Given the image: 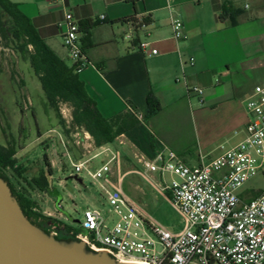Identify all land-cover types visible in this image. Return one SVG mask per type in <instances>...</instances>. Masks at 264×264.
<instances>
[{"label":"crops","instance_id":"obj_1","mask_svg":"<svg viewBox=\"0 0 264 264\" xmlns=\"http://www.w3.org/2000/svg\"><path fill=\"white\" fill-rule=\"evenodd\" d=\"M10 1L69 67L59 25L66 12L78 21L89 65L77 76L99 114L123 127L117 137L122 145L115 140L102 146L119 149L123 161L138 154L152 158L168 148L195 166L201 156L216 157L242 139L245 100L264 83V0ZM169 5L183 23L185 38L179 42L172 35ZM131 18L148 24L135 29L125 22ZM141 42L149 45L145 52L138 50ZM152 50L157 54L150 55ZM194 87L203 90L201 97L189 93ZM149 93L161 109L147 121L157 133L154 140L144 121ZM185 104L195 107L194 120ZM189 124L197 128L199 146L183 156V128ZM91 146L97 148L93 141ZM50 164L53 172L56 163ZM38 205L42 209L44 203Z\"/></svg>","mask_w":264,"mask_h":264},{"label":"built area","instance_id":"obj_2","mask_svg":"<svg viewBox=\"0 0 264 264\" xmlns=\"http://www.w3.org/2000/svg\"><path fill=\"white\" fill-rule=\"evenodd\" d=\"M168 10L173 38L179 42L185 38L183 23L170 5ZM61 26L63 48L78 74L89 65L82 52L81 27L70 12L64 14ZM148 47L145 42L138 44L141 52ZM156 54L154 50L150 52ZM189 62L192 66L194 59ZM180 65L184 67L181 60ZM189 93L201 97L203 90L194 87ZM245 112L247 123L242 139L216 157L201 156L195 166H187L176 153L163 148L152 158L135 155L132 169L125 171L119 149L100 147L90 151L79 139L75 140L74 146L87 153L73 162L66 152L75 178L86 175L109 209L105 215L87 209L80 221L69 220L68 226L58 222L55 215L46 217L66 227L68 236L83 242L88 250L104 252L122 263L264 264V187L255 199L245 202L241 197L246 190L255 191L244 186L257 173L264 178V83L255 86L246 98ZM83 135L88 140V133ZM116 141L123 144L119 138ZM99 156L105 157L103 165L92 169L90 162ZM165 174L176 179L167 182ZM129 175L141 178L168 199L184 220L181 231H169L131 200L124 190V180ZM56 209H63L61 202ZM51 235L55 237L57 231Z\"/></svg>","mask_w":264,"mask_h":264},{"label":"rangeland","instance_id":"obj_3","mask_svg":"<svg viewBox=\"0 0 264 264\" xmlns=\"http://www.w3.org/2000/svg\"><path fill=\"white\" fill-rule=\"evenodd\" d=\"M30 51L31 48L17 52L2 47L0 42V145L14 146L17 166L24 170L19 179H16L11 171H7V175L17 190H27V195L37 204L40 213L50 211L58 222L65 226L69 225V220L80 221L82 212L87 209L98 210L105 215L109 207L100 199L97 186L84 174H79L75 178L76 174L66 157L67 152L75 162L87 154L82 148L77 149L74 146L75 140L79 139L83 148L90 151L93 149L91 146L93 140L91 137L85 140L83 131L72 126L73 110L69 104L58 101L53 106L49 103L40 80L33 73ZM186 105L194 120L195 107ZM145 124L150 128L151 140H154L155 129L148 122ZM190 126L189 124L183 128V156L187 153H196L199 146L200 135L197 128ZM61 141L66 145V149ZM217 144H212L210 148ZM115 145L118 146L117 143ZM228 148L226 146V149ZM44 154L48 156L49 162L54 160L56 163L48 184L56 189L58 199L49 197L35 187L27 186V183L33 178L38 179L41 171L45 170L42 162ZM104 161L105 157L99 156L90 162V166L92 169L99 168ZM133 165V160L124 159L125 171L131 170ZM155 177L160 179L159 175ZM76 179L82 180V183H77ZM164 179L170 182L176 178L165 174ZM263 187L264 178L260 172L244 186L255 191ZM124 190L143 212L169 231L176 233L184 228L183 218L172 208L168 199L150 188L141 178L135 175L127 176L124 180ZM59 200L62 210L56 209ZM39 203H44L43 210Z\"/></svg>","mask_w":264,"mask_h":264},{"label":"trees","instance_id":"obj_4","mask_svg":"<svg viewBox=\"0 0 264 264\" xmlns=\"http://www.w3.org/2000/svg\"><path fill=\"white\" fill-rule=\"evenodd\" d=\"M135 29H140L148 21L142 19L140 22L131 18L127 21ZM91 24H87L90 28ZM82 28V27H81ZM0 42L2 47L15 50L30 51V63L34 75L40 80L43 92L53 106L58 101L67 103L72 107V126L85 131L93 139L94 146L100 148L107 144H112L124 129L115 120L104 119L96 109L94 102L87 96L83 83L78 79L76 65L69 67L49 46L38 36L30 19L22 13L19 5L10 0H0ZM83 52V56L87 55ZM148 110L144 116V121H149L153 116L160 112L159 102L149 93L146 98ZM69 134L68 131H65ZM15 148L12 144L7 146L0 145V178L9 187L12 196L19 205L23 215L37 228L47 235L52 231H57L55 239L58 241L74 242L73 237L60 234L59 226L55 225L52 218L42 215L37 209V204L27 195V190H17L16 186L10 181L7 171H11L16 179L22 177L24 170L17 166L15 158ZM42 162L45 170L41 171L40 177L33 178L27 183L29 187H35L40 192L47 194L51 198H59V194L48 184L53 172L48 156L43 155ZM260 190L242 193V199L248 202L255 199ZM34 210H37L34 211Z\"/></svg>","mask_w":264,"mask_h":264},{"label":"water","instance_id":"obj_5","mask_svg":"<svg viewBox=\"0 0 264 264\" xmlns=\"http://www.w3.org/2000/svg\"><path fill=\"white\" fill-rule=\"evenodd\" d=\"M80 182V180L78 179ZM0 264H130L93 252L81 241H58L23 215L0 178Z\"/></svg>","mask_w":264,"mask_h":264},{"label":"flooded vegetation","instance_id":"obj_6","mask_svg":"<svg viewBox=\"0 0 264 264\" xmlns=\"http://www.w3.org/2000/svg\"><path fill=\"white\" fill-rule=\"evenodd\" d=\"M60 229V234L62 233V234H65L66 235V230H65V228L64 227H59Z\"/></svg>","mask_w":264,"mask_h":264}]
</instances>
